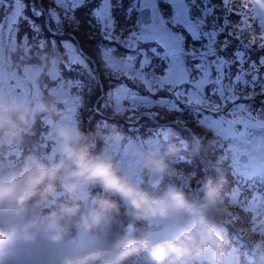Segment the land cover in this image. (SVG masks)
I'll list each match as a JSON object with an SVG mask.
<instances>
[{
    "label": "rangeland",
    "instance_id": "rangeland-1",
    "mask_svg": "<svg viewBox=\"0 0 264 264\" xmlns=\"http://www.w3.org/2000/svg\"><path fill=\"white\" fill-rule=\"evenodd\" d=\"M19 1L22 5L17 6L14 14L16 19L14 18L13 22L6 19L7 12L0 8V18L3 17L0 31L8 32H0V42L5 45L0 47V90L7 92V99L12 103L31 106H37L44 101L55 104L57 117L63 115L65 123L77 124L85 132L95 131L98 134L97 138L103 142L97 143V151L93 149L94 144L91 149L93 153L104 151L101 150V145L105 147L106 143H113L111 152L116 154L119 151V143L112 142L110 138L116 133H122L124 139H133L139 148L142 147L134 166L137 183L147 190L152 188V194L162 192L169 185H180L186 192L192 180L202 178L205 181L206 172L198 171L200 163L194 150L196 143L201 154L210 153L208 159L211 160L209 162L212 188L223 197L224 205L232 207L228 210L235 213V219L231 216L229 223L225 219L214 218L221 214H216L213 210L209 213L217 223H227L232 229L224 227L227 230L228 244L225 247L230 264H245L244 258L248 263L264 264V214L260 211H244L239 206L237 194L233 190L237 179L233 174L234 156L232 151L222 147L227 140L220 127L210 123L201 126L195 115L190 114V109L181 112L145 108L124 111L116 106L120 97H128L132 102L140 99L136 95L143 92L146 85L157 87L156 74L160 73L167 63L170 75L166 79H182L191 74L198 88L208 83L209 89L223 93L226 97H241L240 102L246 105V110L238 114L248 118L250 111L253 119L256 115L264 116V0ZM74 4L81 6L74 9ZM121 5L125 7L122 9ZM145 6L150 8L149 24H143L139 20V9ZM114 12L117 13L115 19ZM81 14L80 30H76L75 23L80 21ZM46 22L51 28H46ZM13 26L16 31L11 34L8 30ZM8 40L12 42L11 45ZM65 42L82 54L83 60L87 62L86 67L75 68L71 73L67 71L66 56L74 57L75 53L72 48L66 50L63 47ZM35 50L39 53L35 54ZM109 56L127 64L128 67L123 72L132 77L129 81L138 92L123 87L122 93L116 90L114 96H109V87L105 91L106 97H98L101 99L99 105L104 113L124 117L129 119V123L122 120L118 124L116 118L111 122L109 118L96 115L91 110L99 92L100 84L97 78L101 80L103 76L113 81L109 71L111 67H107L105 63V58ZM90 57L94 63L90 61ZM114 67L111 69L115 70ZM92 70L97 74L92 75ZM61 72L64 76L57 79L56 76ZM68 77H72L71 83ZM81 80V83H77ZM54 88H66L69 95L63 99L56 97L52 93ZM244 97L250 99L244 100ZM208 98L216 99L213 96ZM108 105L111 110H103L104 106ZM85 115H89L91 120L85 121ZM47 119L44 113L37 112L29 131L19 142L12 143L15 151L10 154L5 149H0V169L19 167L24 157L30 153L45 160L57 158L59 143L56 140L59 138L56 136L53 140L48 136L43 137ZM159 119H165L161 121L166 124L165 129H162L163 124ZM178 120L181 122L177 123ZM152 122L155 124L153 128L150 126ZM145 124L149 125V129L143 128ZM186 125L189 129L185 128ZM147 136L153 139L151 149L163 153L169 147L174 148L168 157L169 167L163 172H167L169 176L166 186L167 178L163 179V175L154 182L160 183L151 187L146 180L148 170L144 167L142 152L146 148L149 149L144 145ZM179 181L181 184H178ZM98 191V188L92 189L94 194ZM190 194L187 196L192 199ZM206 198L207 196L202 201ZM243 198L239 197L240 200ZM48 211L50 208L43 210L44 213ZM249 218L261 224L262 234L253 240L254 243L240 234L236 227L237 224L244 229L242 224ZM125 219L132 225L125 226ZM141 226L142 220L135 218L133 210L128 208L126 211L121 206L118 212L111 213L109 234L113 238L117 234L124 238L138 236L145 230H141ZM248 226L253 230L258 229L254 225ZM172 227L163 225V229L155 234L153 239L168 235ZM34 231L39 236L35 244L17 243L0 247V262L13 264L18 259L32 256L38 247H46L44 225H39ZM236 231L249 243L240 241ZM246 243L250 253L243 248ZM135 262L152 264L146 252L132 256L124 261V264Z\"/></svg>",
    "mask_w": 264,
    "mask_h": 264
},
{
    "label": "clouds",
    "instance_id": "clouds-1",
    "mask_svg": "<svg viewBox=\"0 0 264 264\" xmlns=\"http://www.w3.org/2000/svg\"><path fill=\"white\" fill-rule=\"evenodd\" d=\"M37 112L53 123L58 156L45 160L30 153L19 167L0 169V247L35 244L39 236L34 229L41 224L47 246L13 264H124L141 252L152 264H230L227 230L209 214L226 211L223 197L210 191L197 202L177 185L150 193L132 179L114 153H93L98 134L60 122L55 104L12 103L0 90V149L13 153L12 143L29 131ZM110 138L120 143L124 135ZM173 151L172 147L163 153L144 149V167L165 172ZM93 188L99 191L94 194ZM121 206L144 221L141 235L113 238L109 234L111 213ZM45 208L50 211L44 213ZM155 221L170 223L172 230L153 239L158 230Z\"/></svg>",
    "mask_w": 264,
    "mask_h": 264
},
{
    "label": "snow or ice",
    "instance_id": "snow-or-ice-1",
    "mask_svg": "<svg viewBox=\"0 0 264 264\" xmlns=\"http://www.w3.org/2000/svg\"><path fill=\"white\" fill-rule=\"evenodd\" d=\"M74 4L73 8L80 7ZM39 15V13H38ZM63 47L67 50L72 48L74 57H67V71L71 73L75 68L86 67L87 62L83 60L72 45L65 42ZM143 70V69H141ZM111 79L114 81L109 88L108 95L114 96L116 90L121 87H128L127 81L132 77L119 69L109 68ZM92 75H96L92 70ZM170 75V68L165 65L164 69L156 74L157 87L152 88L146 85L145 94H137L141 101L140 104L131 107L128 97H120L118 102L124 111H136L140 108L148 110L162 109L168 112H181L190 109V114H194L201 126L212 124L219 126L225 134L227 143L222 147L233 152L234 156V175L235 192L238 197V204L244 211H260L264 214V116L256 115L252 118L249 111L248 118L243 113L246 105L241 101V97H226L223 93H218L208 87V83L197 87L196 81L192 80L191 74L182 79H166ZM64 73H59L56 78L60 79ZM72 82V77L67 78ZM199 79V78H197ZM77 81V83H81ZM146 83V82H145ZM159 92H166L167 95H157ZM209 96L216 97L209 100ZM244 100L250 97H244ZM114 102H116L114 100ZM155 114V113H153ZM181 121H177L180 123ZM247 195H244V194ZM243 196L242 200L239 197Z\"/></svg>",
    "mask_w": 264,
    "mask_h": 264
},
{
    "label": "trees",
    "instance_id": "trees-1",
    "mask_svg": "<svg viewBox=\"0 0 264 264\" xmlns=\"http://www.w3.org/2000/svg\"><path fill=\"white\" fill-rule=\"evenodd\" d=\"M74 1H78V2H80V0H74ZM121 1V0H120ZM7 5H8V7H7ZM19 5H22V3L19 1V0H12L11 2L9 1V0H0V8H2V9H4V11L5 12H7V13H5V15H6V19H9L10 20V22H13L16 18V16L14 15L15 13H16V8H17V6H19ZM121 7H122V9L125 7V5H121ZM88 9H90V8H88ZM21 10H22V7H21V9H20V12H21ZM115 11V10H114ZM117 12V11H116ZM116 12H114V19L116 18V15H117V13ZM5 15H4V17H5ZM15 18V19H14ZM5 19V18H4ZM3 21V17H1L0 18V22H2ZM8 23L9 22H7V25H8ZM81 23H82V14H81V17H80V21L79 22H77V23H75V25H76V30H80V26H81ZM46 25V24H45ZM66 26V25H65ZM48 29V28H47ZM9 33H13V31L15 32L16 31V28L13 26V28L11 29L10 27H9ZM0 32H2V33H8L7 31H0ZM73 34H74V32H73ZM77 35V34H76ZM76 37V36H75ZM77 37H79V35H77ZM9 38L10 39H12V37L11 36H9ZM79 40V39H78ZM8 43L11 45V41H9L8 40ZM4 47L5 45L2 43L1 44V42H0V47ZM103 53H106V52H103ZM161 56V54L159 55V57ZM107 59V60H106ZM109 59V60H108ZM110 61V62H109ZM105 63H106V65H107V67H111V68H113L114 66V69H119L120 71H124L125 70V68L126 67H128V66H126L127 64H123L118 58H112L111 56H109V57H107V58H105ZM166 65H167V63H166ZM99 70V72H100V69H98ZM98 77V76H97ZM96 77V78H97ZM99 78H101V76H99ZM100 80V79H99ZM98 80V78H97V81H98V84H100V86H99V92L96 94L97 96H96V99L94 100V102H95V107H93V104H92V106H91V110H93V112L94 113H96V115H99V116H101V117H107V118H109V121H111V122H114V121H112V119H115V120H117L116 122H118V124L120 123V121H124L125 123H129V119H126V118H124V117H116V115H113V114H106V113H104L103 111H102V109H101V107H100V105H99V102H100V98H98V97H104V95H105V91L110 87V85L113 83V81H109L108 79H106L105 77H103L102 76V78H101V80L99 81ZM108 81V82H107ZM127 83V85H128V88H129V90H131V91H136V92H138L137 90H135L136 88H134V87H132V84L130 83V81H127L126 82ZM124 86H121V87H119L118 89H117V91L118 92H121L122 93V88H123ZM23 89V88H22ZM69 91V90H68ZM52 93H53V95L54 96H56V97H59V98H61V99H63L65 96H67V95H69L68 94V92H67V90H66V88H54L53 90H52ZM138 94H145V95H147V93H146V91L144 90L143 92H138ZM157 95H161L160 93H157ZM105 97H106V95H105ZM136 97L137 98H139V95H136ZM69 98V97H68ZM68 98L66 99L67 101V103H68ZM99 99V100H98ZM143 101H141L140 99L139 100H134V101H132L131 102V105H137V104H140V103H142ZM117 107H119V108H123L120 104H118V105H116ZM111 106H109L108 105V107H106V106H104V108H103V110H108V111H110L111 109H109ZM107 108V109H106ZM132 117V116H131ZM134 118V117H133ZM133 118H130V119H133ZM145 118V117H144ZM164 118V117H163ZM57 119L60 121V122H64V118H63V115H61V116H58L57 117ZM146 119V121L148 120V118H145ZM89 120H91V118L89 117V115H85V121H89ZM165 119H159V122L160 123H162L163 124V122H161V121H164ZM48 122V123H47ZM65 123V122H64ZM155 124L152 122L151 124H150V126H152V128H153V126H154ZM166 125V124H165ZM149 125H146L145 124V127H143L144 129H149V127H148ZM183 127V126H182ZM162 129H165V126H164V124L162 125ZM46 136H48V138L50 137V139H53V140H55V138H56V135H55V131H54V127H53V125H52V123H51V121L49 120V119H47L46 120V130H45V132H44V135H43V137L44 138H46ZM149 137L150 136H147V137H145V141H146V143L144 144L145 146H148V148L149 149H151L152 147H153V139H152V137L149 139ZM56 142H58L59 143V139H57L56 140ZM103 142V141H102ZM102 142H101V140L100 139H98V138H96V140H95V147L93 148L95 151H97L98 150V148H97V143H99V144H102ZM113 144V143H112ZM112 144L111 145H109V144H105V147L103 146V145H101V150L103 149L104 150V152H111V146H112ZM103 146V147H102ZM195 150V149H194ZM142 151V147L141 148H139V146L135 143V141L133 140V139H131V138H125L122 142H120L119 143V151L115 154L116 156H117V158H118V160L120 161V163L123 165V167H124V169H125V171H127L128 173H129V175L132 177V179L137 183V181H138V177H137V174L135 175V173H136V171L134 170V166L136 165V160L139 158V152H141ZM198 151V152H197ZM195 152H196V159H197V161H198V163H200V167H199V169H198V171L200 172V173H203V172H206V176H205V181H203V179L201 178V180L203 181V182H201V183H199V184H201V185H204V186H199V188H198V192H197V194H198V201L197 202H201L202 201V199L203 198H205V196H207V194L212 190V191H214V189L212 188V182H210L209 183V181H211V177H212V175H211V173H210V177H209V180H207V168L208 169H210V166H211V164H210V162L209 161H211L210 159H208V156L210 155V153L209 152H207V154H205V155H203V154H201V151L199 150V148L197 147V150H195ZM133 170H134V173H133ZM167 178V179H166ZM163 179H166L165 180V186H166V183H167V180L169 179V176H168V173L166 172V173H164L163 174ZM205 182H207L206 183V185L204 184ZM157 183H160V181L159 182H157ZM157 183H149L148 182V184H149V186L151 187L152 185H155V184H157ZM178 184H181V181H179V183ZM198 184V185H199ZM179 187H180V185H178ZM195 185H194V180H192V184H191V186H190V188H188L189 190H186V194L188 195L189 193H191L192 194V189H193V187H194ZM209 189H211V190H209ZM147 190V189H146ZM150 193L152 192V188H150L149 190H148ZM191 194L189 195V196H191ZM193 196V198H192V200H194V194L192 195ZM226 197H228V196H226ZM226 206V211L223 213V214H221V216H216V217H214V218H221V219H225L228 223H229V221L230 220H228L231 216H232V219H235V213L234 212H232V211H229L228 210V208H232V207H229L228 205H225ZM233 209H235V208H233ZM237 211H238V209H236ZM213 218V219H214ZM125 221H126V219H125ZM239 223H241V222H239ZM155 224L157 225V228H158V230L153 234V236L155 235V234H158V232L160 231V230H162L163 229V225L165 226V227H169V225H171L170 223H168V222H162V221H155ZM219 224L222 226V227H225V228H229V229H231L228 225H226V224H224V223H221V222H219ZM126 225H132L131 223H129L128 221H126L125 222V226ZM243 227H244V229H241V225L238 227V225L236 224V227H237V231L240 233V234H243L246 238L248 237V240L250 241V240H252V241H250L251 243H254L253 242V240H256V239H258V235H260V234H262L261 233V230H260V226H261V224H259V223H257L255 220H253V219H248L246 222H244L243 224ZM248 225H254V226H256V227H258V229L257 230H253V229H251ZM143 228H145V223H144V221L142 220V226L140 227V229L142 230ZM234 228V227H233ZM232 230V229H231ZM142 233H143V230H142ZM236 233V232H235ZM116 237H121V235H119V234H117V235H115ZM238 236H239V239H240V241H243V240H245L246 238H242L239 234H238ZM263 236H264V234H263ZM122 237H124V236H122ZM247 243H249L247 240H245ZM245 244L244 246H243V248L248 252V253H250V248H249V245L248 244ZM25 250V249H24ZM24 250H22V252H24ZM259 250H261V248H259ZM262 251V250H261ZM244 261H245V264H253V263H248L247 261H246V259L244 258ZM127 264H130V263H127ZM133 264H138V262H135V263H133Z\"/></svg>",
    "mask_w": 264,
    "mask_h": 264
},
{
    "label": "water",
    "instance_id": "water-1",
    "mask_svg": "<svg viewBox=\"0 0 264 264\" xmlns=\"http://www.w3.org/2000/svg\"><path fill=\"white\" fill-rule=\"evenodd\" d=\"M139 20L143 24H149L151 22V13H150V8L145 6L139 9ZM35 53H39L38 51H35ZM191 138L194 141V137L191 133ZM162 176V173H153V172H148L147 175V180L149 182H155L159 180Z\"/></svg>",
    "mask_w": 264,
    "mask_h": 264
},
{
    "label": "flooded vegetation",
    "instance_id": "flooded-vegetation-1",
    "mask_svg": "<svg viewBox=\"0 0 264 264\" xmlns=\"http://www.w3.org/2000/svg\"><path fill=\"white\" fill-rule=\"evenodd\" d=\"M93 107H95V103H94V105H93ZM164 126H166L165 124H164ZM185 128L186 129H189V127L186 125L185 126ZM198 184H199V182L198 181H195L194 182V187H193V189H192V195L194 194V201H198V194H197V190H198Z\"/></svg>",
    "mask_w": 264,
    "mask_h": 264
},
{
    "label": "bare ground",
    "instance_id": "bare-ground-1",
    "mask_svg": "<svg viewBox=\"0 0 264 264\" xmlns=\"http://www.w3.org/2000/svg\"><path fill=\"white\" fill-rule=\"evenodd\" d=\"M46 20H47V18H46ZM46 28H51V27L48 26L47 22H46ZM35 51H38V50H35ZM35 51H34V53H35ZM35 54H38V53H35ZM90 61H91L92 63H94V60H93V58H91V57H90ZM162 175H163V173H162Z\"/></svg>",
    "mask_w": 264,
    "mask_h": 264
}]
</instances>
